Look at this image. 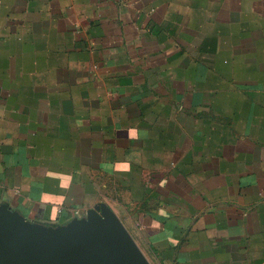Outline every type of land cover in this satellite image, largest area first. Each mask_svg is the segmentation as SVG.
<instances>
[{
	"label": "crops",
	"instance_id": "1",
	"mask_svg": "<svg viewBox=\"0 0 264 264\" xmlns=\"http://www.w3.org/2000/svg\"><path fill=\"white\" fill-rule=\"evenodd\" d=\"M99 202L153 264H264V0H0V205Z\"/></svg>",
	"mask_w": 264,
	"mask_h": 264
},
{
	"label": "water",
	"instance_id": "2",
	"mask_svg": "<svg viewBox=\"0 0 264 264\" xmlns=\"http://www.w3.org/2000/svg\"><path fill=\"white\" fill-rule=\"evenodd\" d=\"M0 264H153L105 202L62 224L0 205Z\"/></svg>",
	"mask_w": 264,
	"mask_h": 264
},
{
	"label": "rangeland",
	"instance_id": "3",
	"mask_svg": "<svg viewBox=\"0 0 264 264\" xmlns=\"http://www.w3.org/2000/svg\"><path fill=\"white\" fill-rule=\"evenodd\" d=\"M153 263V262H152Z\"/></svg>",
	"mask_w": 264,
	"mask_h": 264
}]
</instances>
